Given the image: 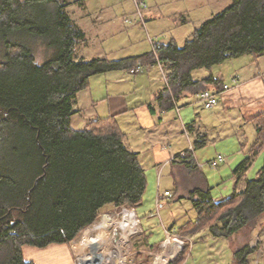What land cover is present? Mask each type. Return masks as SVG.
<instances>
[{
    "label": "trees",
    "instance_id": "trees-1",
    "mask_svg": "<svg viewBox=\"0 0 264 264\" xmlns=\"http://www.w3.org/2000/svg\"><path fill=\"white\" fill-rule=\"evenodd\" d=\"M66 7V0H0V42L6 47L0 60V264H36L25 258L24 245L69 244L106 205L143 203L146 170L139 153L125 145L114 117L72 126L74 103L92 76L160 62L167 85L155 100L170 110L183 95L220 87L212 76L194 79V70L264 55V0H232L201 22L183 46L175 39L154 41L149 52L119 59L74 58L85 33ZM17 33L43 40L49 46L46 59L39 62L30 44L10 38ZM256 132L253 155L264 152V114ZM185 155L188 166L197 169L193 152ZM251 163L247 155L236 166L237 180ZM190 195L198 218L178 234L207 228L214 237L231 238L259 225L264 215V163L257 176H246L244 189L234 188L221 200L209 186L195 187ZM190 244L187 240L174 262L185 259ZM258 248L264 249L262 240L257 247L246 243L236 249L232 264H255Z\"/></svg>",
    "mask_w": 264,
    "mask_h": 264
},
{
    "label": "crops",
    "instance_id": "crops-1",
    "mask_svg": "<svg viewBox=\"0 0 264 264\" xmlns=\"http://www.w3.org/2000/svg\"><path fill=\"white\" fill-rule=\"evenodd\" d=\"M87 3L88 0H80L79 4L81 7H77L79 13L81 11L80 18L78 17L79 19H76L73 16L75 20H77V22H73L85 33L84 38L78 44L80 46L83 45V47L81 48L82 52H84L83 48L88 47L89 45V34H92L94 36V34L98 31V27H101L102 29L106 25V23L103 21L106 18L104 17L105 14H103V12H106L105 9H101V11L98 12L99 14L95 17L92 16V13H87ZM66 8L67 11H69V7ZM154 12L155 10L151 9L149 11L148 17V20H150V24L152 26L154 25V19L156 18L154 17ZM185 21H187V17L183 15L181 16L180 21L175 20V24L180 25ZM139 27H141L142 30ZM144 29L145 28L139 24L131 26L126 23L124 19V26H119L117 33L125 32L129 41V45H135L139 44L136 35H139L138 32L144 31ZM162 31L163 29L156 30L155 33L158 34ZM171 38L176 39L172 36L168 41L162 42L168 43L172 40ZM186 40L187 39L184 40V43ZM149 51L150 49H148L144 53H147ZM137 55L141 54H128L119 58L129 56L133 57ZM243 56H241L242 58H244L242 62L239 63V61H237V64L231 63L232 68L227 71H225V68L222 67L223 64L217 65L210 70L206 69V73H198L201 69L193 71V78L201 81L202 79H205L209 76H212L213 78H215V80L217 79L221 82H229V80L231 81L232 76L235 74H239L242 77L240 86L235 87L230 91L228 90L224 92L220 96L219 104L217 105V107H214L212 109H205L201 102L200 95L188 94L181 96L175 101L176 108L174 107L170 110L160 109L155 100V95L160 90L165 88L167 83L163 77L162 69L158 63L150 64L147 66V68H144L138 73H131V70H120L123 73L120 74L121 77H119V79H115L116 84L114 86V90L110 91V89H108L106 90V92L104 91L102 96L99 98L89 96V103L84 110H80L79 108H76V105H74V108L78 112L81 111L85 113V111L88 110H92L93 112L91 118H89L87 122H84L81 128H84V126H86L91 120L97 117H114L116 124L119 125L118 127L124 134V137L122 139L124 140L125 145L132 151L138 152L139 158L145 170L149 169V172L147 173L148 188L149 186L152 187L151 182L155 181V179L153 178H155V170L158 169V166H163L166 163L172 164L171 170H173V172L175 173L174 182L178 191L176 192V197L174 198H187V200H189L192 204V201L190 200L191 191L198 186L207 187L206 185H209V183L211 182V180L209 179L210 177H208L210 175L205 174V172H203L199 167L197 169L190 168L187 164L190 159L187 157V155L184 156L187 151L185 150L186 147H178L179 150H177V152H174L172 146L175 142L174 139L178 140V138L185 136L191 142L190 144L194 145V149L197 148L195 147V142L201 141V146L198 147L201 150L210 142L216 144L218 140L221 141L223 138L225 139V142L227 144H230L233 140V137L236 136L237 140L234 142L232 147L229 146L228 149L229 151H231V149H234L236 153H239L241 149L239 146H242L245 157L248 155L247 152L250 151L251 146L255 143L257 137V122L260 116L264 114V55H261L259 57L250 55L251 58H246ZM97 57L108 58L107 56H96L93 58ZM80 58L87 60L93 59L86 58L83 54L80 56ZM119 58L114 57L109 59ZM130 78L133 79L132 82L135 87L132 92L126 89L127 87L129 88L131 82ZM145 85L147 86V91H143ZM214 87L216 86H210V88ZM140 90H142L143 92H140ZM78 98L79 97H77V100ZM103 102H107L108 104L105 112L101 111V105L103 104ZM202 113L207 114L202 115ZM211 121H213L212 124ZM214 134H216L217 136L214 137ZM250 141L254 142L251 144H247ZM261 154L262 152L258 153L257 155L261 156ZM153 166L155 168H153ZM259 170L256 176L258 175ZM248 172H246V175L248 174ZM232 177L234 180L233 189L237 188L238 190H241L245 188V181L244 185L241 188L237 187V177L235 176L234 172L232 174ZM162 179L163 178H160L158 176V184H155L156 186L153 188L154 192L156 190L155 197H157L159 194H162L160 192ZM170 191L172 192V190ZM171 194H173V192ZM168 197L169 196H164L162 198L164 200H168ZM220 197L221 196H215L213 198L216 200L225 198ZM192 208L194 211L193 215H191L190 218H186L183 224L181 223L182 225L178 224L176 222L177 220L173 219L172 222L169 220L167 226L178 231V229L187 222L197 220L198 214L193 204ZM135 209L137 210V208ZM149 215L154 216L155 214L153 211H150L148 214H145V217ZM263 222L264 216H262L259 225L254 228L245 227L234 234L231 238L214 237L207 228L185 234L183 235V237H189L191 239L189 253L186 255L183 261H173L170 264H193L190 263V261L193 257L195 247L201 246L205 250V248L207 249L210 245H217L219 247V242H223L222 244H224V246L226 247L228 246V250L230 251L231 249L232 251H230V253H232L230 258L220 264H232L234 251L242 247L246 243L250 244L251 238L254 235V231L258 230ZM23 252L27 260H32L36 264L75 263L74 251L71 243L51 244L44 248L24 245Z\"/></svg>",
    "mask_w": 264,
    "mask_h": 264
},
{
    "label": "rangeland",
    "instance_id": "rangeland-1",
    "mask_svg": "<svg viewBox=\"0 0 264 264\" xmlns=\"http://www.w3.org/2000/svg\"><path fill=\"white\" fill-rule=\"evenodd\" d=\"M79 1L80 0H66V6L69 7L68 9L69 11H71L68 12L72 16L74 22H77L75 18L79 19L81 14V11L79 13L78 10V8L81 7ZM145 2L147 3L146 28L144 29V31H139V35H136L139 44L129 45V41L125 32L117 33V30L119 26H124L125 18L131 17V15H133L134 2L132 0H88V6L86 10L87 13H92V16L96 17V15L99 14L98 12L101 11V9H105L106 12H103V14H105L104 17L106 18L103 21L106 23V25L102 29L101 27H98V31L94 34V36L92 34H89V45L88 47L83 48L84 52H82L81 49L83 45H78L76 47L74 52V58L78 59L82 54L86 58H93L96 56L119 58L128 54H142L148 49H152V43L149 41L148 34L152 36L157 42L168 41L170 37L173 36L176 38L175 40L178 42V44L181 43L179 45H183L184 40L187 39V37L193 32V30L201 24V22L210 18L216 12H219L229 6L232 0H145ZM151 9L155 10L154 17H156L154 19L155 23L153 26L150 24V20H148L149 11ZM183 15L187 17V21L183 22L180 25H176L175 20L180 21L181 16ZM139 28L142 30L141 27ZM160 29H163V31L161 33L156 34L155 31ZM10 38L30 44L34 49L37 60L39 62H42L46 59V54H48L49 52V46H47V44L43 40L32 38L24 33H17L14 35L12 34L10 35ZM5 52V43L0 42V60L4 58ZM243 57L251 58L250 55H246ZM235 59L236 58L229 59L227 60V62L225 61V63H223L222 67L225 68V71L230 70L232 68L231 63L237 64V61H239L240 63L244 60V58L242 57L239 58L240 60ZM205 71L207 70L201 68L198 73H206ZM121 73L123 72L119 70H114L92 76L90 78L88 88H86V90L84 89L81 92L79 91V98L74 103V105H76V108L84 110L89 103V96L99 98L102 96L104 91L106 92V90L108 89H110V91L114 90V86L116 84L115 79H119V77H121ZM236 75L237 74L232 76L231 81L235 78ZM130 80L131 82L129 88L127 87L126 89L132 92L135 87L132 82L133 79L130 78ZM240 82H242L241 76ZM146 88L147 86L145 85L143 91H147ZM141 91L142 90H140V92ZM107 107V102H103V104L101 105V111L105 112ZM92 113V110L85 111V113L81 111H76L72 117V125L76 128H81L82 124L84 122H87V120L91 118ZM206 114L207 113H202V115ZM212 122L213 121H211V124ZM214 135V137L217 136L216 134ZM236 140L237 138L236 136H234L231 143L227 144L225 142V139L223 138L221 141L218 140L216 144L210 142L206 147H203L200 150V148L198 147L194 149L193 144H190L191 142L187 139V137L183 136L181 138H178V140L174 139L175 142L172 146L174 152H177V150H179L178 147H186L185 150H191L198 162L205 163L204 167L200 169L205 172V174L210 175L208 177H210L209 179L211 180V182L209 183V185L206 186L210 187L211 194L213 197L221 196L220 198H222L229 196L232 193L234 186V180L232 177V174L234 172L233 169L245 157L242 146H239L241 148L239 153H236L234 149H231V151H229L228 147H232ZM253 142L254 141H250L247 144H251ZM247 153L248 155L252 156V163L249 164L247 167L246 172L249 171L248 174L246 175L245 173V175L240 176V178L237 180V187L240 188L244 185L246 176H248L249 178L255 177L258 170L263 166L264 163V152H262L261 156L253 155L251 150ZM218 154H222L225 157V161L221 163L218 168H213L209 166L207 162L210 159L216 157ZM153 168L155 167L153 166ZM171 168L172 164L167 163L163 166H158V169L155 170V178H153L155 179V181L151 182L152 187L149 186V188H147L146 193L144 195L143 203L142 205L137 207V210L132 206H125L126 208H129L131 210L135 209L139 220V223L137 225L138 227L136 230L137 232L133 236H131L129 242V264H153L155 256H157V254L161 253V251L163 250L162 243L167 238L166 231L168 229L173 231L167 226L169 220L172 222L173 219H175L177 220L176 222L178 224H183L185 219L190 218V216L194 213L192 204L189 200H187V198H173V196L176 197L175 194L178 191L174 182L175 173L173 172V170H171ZM148 172L149 169L146 170V174ZM158 176L160 178H163L161 181L160 192L163 194L166 190L169 189L173 192V196L168 197V200H164L161 197H159L158 200L157 197H155L156 190L154 192L153 188L158 184ZM125 207H118L114 204H108L102 208L100 213L103 211L119 212ZM150 211H153L155 215H149L145 217V214H148ZM100 215L101 214H99V216ZM262 224L261 227L259 226L260 228L258 230L254 231V235L251 238V242L258 238L264 243V222ZM79 237L80 235L77 237V239H79ZM155 242H160L159 246L153 247L152 244ZM222 243H218L219 247L217 245H210L207 249L205 248V250L201 246L195 247V251L193 252V257L191 258L190 263L220 264L228 260L232 255V253H230L231 249L229 251V247L224 246V244ZM258 258L264 259V249L262 250L261 254L257 256V259Z\"/></svg>",
    "mask_w": 264,
    "mask_h": 264
},
{
    "label": "built area",
    "instance_id": "built-area-1",
    "mask_svg": "<svg viewBox=\"0 0 264 264\" xmlns=\"http://www.w3.org/2000/svg\"><path fill=\"white\" fill-rule=\"evenodd\" d=\"M134 2V12L131 17L125 18V22L129 24H139L146 28L147 21V3L145 0H132ZM149 41L153 44L155 39L148 34ZM159 66L162 69L163 77L166 80L165 71L160 62ZM142 69V65H137L130 69L131 73H138ZM240 75H236L235 78L229 82H222L220 87L209 88L200 94V99L205 109H212L219 104L220 96L231 89L240 86ZM176 103V102H175ZM192 147V145H191ZM194 148V145H193ZM225 161V157L222 154H218L216 157L210 159L207 164L213 168H218L221 163ZM196 165L199 168H203L205 163L198 162ZM163 196H172L169 190L163 193ZM160 194L157 196L159 200ZM157 200V201H158ZM159 202V201H158ZM133 212V215H131ZM158 213V212H157ZM96 221L90 226L86 227L81 233L79 239L75 238L71 241V246L74 251V264H129L130 263V249L129 242L131 236L137 231V225L139 223L136 210L123 208L119 212L116 211H103ZM167 230V238L162 243L163 250L155 256L153 264H170L183 250L186 241H190L189 237H183L176 229ZM97 239L98 246L95 252L96 257L92 254V247L86 245L88 240ZM259 239L250 242V245L257 247ZM166 242H171V247L166 245ZM178 246H180L178 248ZM262 248H258L257 256L261 254ZM173 252L171 258L162 263L161 259ZM255 259V264H264V259Z\"/></svg>",
    "mask_w": 264,
    "mask_h": 264
},
{
    "label": "bare ground",
    "instance_id": "bare-ground-1",
    "mask_svg": "<svg viewBox=\"0 0 264 264\" xmlns=\"http://www.w3.org/2000/svg\"><path fill=\"white\" fill-rule=\"evenodd\" d=\"M131 215H133V212H131ZM98 241H97V239H91V240H88L87 241V243H86V245H88V246H91L92 247V254L96 257V255L93 253V252H95V250L97 249L96 247L98 246ZM166 245H169L170 247H171V242H166L165 243ZM180 246H178V248H179ZM172 254H173V252H170L169 254H168V257L166 256V258H162L161 259V261L160 262H164L165 261V259H169V258H171V256H172Z\"/></svg>",
    "mask_w": 264,
    "mask_h": 264
}]
</instances>
